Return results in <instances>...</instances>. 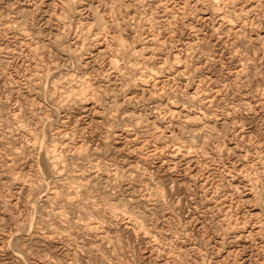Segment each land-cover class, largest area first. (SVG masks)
Instances as JSON below:
<instances>
[{
	"label": "rangeland",
	"instance_id": "rangeland-1",
	"mask_svg": "<svg viewBox=\"0 0 264 264\" xmlns=\"http://www.w3.org/2000/svg\"><path fill=\"white\" fill-rule=\"evenodd\" d=\"M0 264H264V0H0Z\"/></svg>",
	"mask_w": 264,
	"mask_h": 264
}]
</instances>
